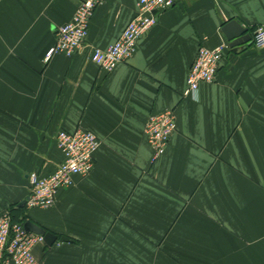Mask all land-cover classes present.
<instances>
[{
  "label": "crops",
  "instance_id": "0c3cea01",
  "mask_svg": "<svg viewBox=\"0 0 264 264\" xmlns=\"http://www.w3.org/2000/svg\"><path fill=\"white\" fill-rule=\"evenodd\" d=\"M80 0H0V213L64 160L56 136L83 127L101 146L49 209L28 219L68 241L38 245L41 264H264V48L227 50L215 83L185 97L201 46L253 35L264 0H177L111 72L91 59L116 41L139 0H107L68 57L48 51ZM173 109L177 130L160 158L145 134ZM18 213V212H17Z\"/></svg>",
  "mask_w": 264,
  "mask_h": 264
},
{
  "label": "built area",
  "instance_id": "2783aa9c",
  "mask_svg": "<svg viewBox=\"0 0 264 264\" xmlns=\"http://www.w3.org/2000/svg\"><path fill=\"white\" fill-rule=\"evenodd\" d=\"M106 1L80 0L72 19L57 28L56 43L48 51L46 59L49 60L53 54L71 57L79 53L88 39L96 10ZM176 2L139 0L137 13L120 37L106 48L93 47L92 61L106 72L128 61L137 52L140 39L156 26L161 13ZM252 41L257 47L264 48V26L254 29ZM228 49L227 42L215 48L204 45L199 48L189 71L185 97L195 96L203 83L217 81L219 68ZM177 127L173 109L149 117L145 134L153 150V162L165 154ZM56 141L64 160L49 175L30 174V192L25 204L29 210L52 208L57 202L59 191L74 185L75 176H88L94 168L95 153L101 146L96 134L83 127L74 131H59ZM41 244H46L43 234L28 231L24 223L13 220L8 209L0 213V264H41L34 252Z\"/></svg>",
  "mask_w": 264,
  "mask_h": 264
},
{
  "label": "water",
  "instance_id": "95a60500",
  "mask_svg": "<svg viewBox=\"0 0 264 264\" xmlns=\"http://www.w3.org/2000/svg\"><path fill=\"white\" fill-rule=\"evenodd\" d=\"M222 32L226 35L229 46L232 49H235L239 46H242L244 44L252 45V35L249 32V28L245 27L242 23L239 21L233 19L228 21L223 27ZM26 201H23L21 203V206H25ZM25 228L28 231L35 232L38 234H43L45 236V243L48 246H53L58 240L60 241H68L69 239L67 237H61L51 231H47L42 226L38 225L37 223L28 220L25 222Z\"/></svg>",
  "mask_w": 264,
  "mask_h": 264
},
{
  "label": "trees",
  "instance_id": "16d2710c",
  "mask_svg": "<svg viewBox=\"0 0 264 264\" xmlns=\"http://www.w3.org/2000/svg\"><path fill=\"white\" fill-rule=\"evenodd\" d=\"M25 207L26 206H23V207H18L16 209H11V213H12V216H13V220L15 221H19V222H22L25 224L26 221H28V215L26 213H24L25 211ZM18 212V213H17Z\"/></svg>",
  "mask_w": 264,
  "mask_h": 264
},
{
  "label": "rangeland",
  "instance_id": "374dc122",
  "mask_svg": "<svg viewBox=\"0 0 264 264\" xmlns=\"http://www.w3.org/2000/svg\"><path fill=\"white\" fill-rule=\"evenodd\" d=\"M24 213H25V211H24Z\"/></svg>",
  "mask_w": 264,
  "mask_h": 264
}]
</instances>
